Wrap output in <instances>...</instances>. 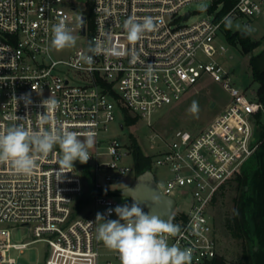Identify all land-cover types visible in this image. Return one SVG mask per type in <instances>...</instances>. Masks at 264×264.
<instances>
[{
	"label": "built area",
	"instance_id": "2783aa9c",
	"mask_svg": "<svg viewBox=\"0 0 264 264\" xmlns=\"http://www.w3.org/2000/svg\"><path fill=\"white\" fill-rule=\"evenodd\" d=\"M195 1L200 0H89L88 15L76 0H0V132L19 124L33 132L73 131L82 140L93 134L89 160H76L73 168L60 166L58 145L37 159L30 175L0 163V264H18L14 254L39 243L43 264H121L118 253L97 239L102 221L96 215L118 219L108 210L131 206L116 197L129 187L120 186L127 176L139 174L131 140L110 137L109 126L118 122L120 131L129 129L127 115L151 126L155 114L207 80L219 83L229 101L202 129H176L153 146L150 170L156 165L170 173L165 185L155 178L176 203L169 219L180 232L167 237L169 246L190 248L191 264H235L220 261L210 206L259 150L264 104L257 91L233 85L220 59L228 50L227 20L258 18L264 0H234L222 16L220 4L191 21L193 13L184 9ZM146 16L154 19L155 31L130 43L125 21ZM61 20L76 47L58 57L51 29ZM95 41L105 51L89 64L82 57L93 55L88 49ZM25 94L31 103L22 99ZM48 98L58 102L54 110L42 105ZM177 197L186 200L187 211L178 208ZM16 227H28L32 239L13 242Z\"/></svg>",
	"mask_w": 264,
	"mask_h": 264
},
{
	"label": "clouds",
	"instance_id": "9594fccd",
	"mask_svg": "<svg viewBox=\"0 0 264 264\" xmlns=\"http://www.w3.org/2000/svg\"><path fill=\"white\" fill-rule=\"evenodd\" d=\"M124 28L127 40L135 44L146 33L155 31L156 23L150 16L140 20L131 17L125 21ZM51 33V48L54 50L71 48L76 44V37L62 20L52 26ZM88 51L93 55H86L82 59L91 64L93 56L101 54L105 49L99 41H95L90 43ZM112 51L117 55L122 54L115 49ZM148 71L151 75V65ZM22 99H25L26 103H31L28 94ZM42 105L48 110H54L58 102L48 98L42 101ZM189 111L191 113L198 111L196 101L192 102ZM92 135L89 133L82 140L79 138L80 134L65 129L33 132L17 124L5 132H0V163H11L18 174L30 175L37 167V159L47 157L58 145L62 153L60 166L73 168L74 161L79 160L84 164L89 160L88 149L93 145ZM112 211L116 213L118 219L106 220L103 214L97 213L96 220L103 221L98 226L97 239L108 249L118 253L121 264H191L190 248L169 246L167 242L168 236H176L180 232V227L170 219L165 220L151 212H145L137 202L131 206L127 204L116 206L115 209H109L108 214L110 215Z\"/></svg>",
	"mask_w": 264,
	"mask_h": 264
},
{
	"label": "rangeland",
	"instance_id": "374dc122",
	"mask_svg": "<svg viewBox=\"0 0 264 264\" xmlns=\"http://www.w3.org/2000/svg\"><path fill=\"white\" fill-rule=\"evenodd\" d=\"M215 1L216 0L195 1L187 5L184 11L192 12L193 17L191 21H195L207 16L209 9ZM76 5L80 11L86 12L88 9L90 11L89 0H76ZM218 7H220V4L216 6V8ZM225 26L232 32H250L253 27H256L258 29L257 35L262 37L264 35V9L263 13L258 18H230L227 20ZM224 43L227 45L228 50L227 53L222 56L220 62L228 70L234 68V72L229 75L231 82L244 91L247 90L249 93L256 92L259 84L252 76L250 54H243L239 48L231 46L227 41H224ZM68 49L70 48H65L60 51L55 50V52L59 57L63 56L65 50ZM193 101H196L198 104V111L196 113H191L189 111ZM228 101V92H226L219 83L207 80L195 89L189 91L177 104L164 108L158 114H155L151 126H147L144 122H139L129 129L126 128L124 131H120L117 122L109 126L108 134L110 137L117 138L126 143L130 142L131 135H133L143 148L145 154L150 156L154 150L152 149L153 146L160 145V141L163 139H168L174 130L189 129L196 131L208 125L225 107ZM119 119L120 117H118V120ZM246 165L247 163H245L241 172ZM153 173L156 181L161 185H165L167 179L170 177V173L167 170L156 165L153 167ZM134 181L135 176L133 173H130L120 186H131ZM223 186H225V189L221 193L222 188H220L216 195V202L212 203L210 206V213L218 234V247L221 255H224L229 261H235L238 251L236 241L225 233L222 225L223 220L231 214L234 208L233 197L235 196V190L234 185H230L228 182L221 187ZM177 201L178 208L187 211L189 205L186 200L177 197ZM31 239V231L28 227H16L12 231V240L15 243H22ZM14 256L18 257V264H43V245L40 243L35 244L19 255L15 253Z\"/></svg>",
	"mask_w": 264,
	"mask_h": 264
},
{
	"label": "trees",
	"instance_id": "16d2710c",
	"mask_svg": "<svg viewBox=\"0 0 264 264\" xmlns=\"http://www.w3.org/2000/svg\"><path fill=\"white\" fill-rule=\"evenodd\" d=\"M222 4L220 16L234 5V0H216L212 8ZM89 15V9L86 11ZM227 42L239 48L243 54H250V67L253 79L259 84L258 100L264 104V35L254 32H232L224 26ZM128 126H134L138 118L127 115ZM261 146L252 156L243 171L228 183L234 185V208L223 220L225 233L236 241L238 249L235 264H264V128L259 130ZM131 143L136 159V171L142 174L152 168V157L145 154L137 139L131 135ZM221 193L225 186L221 187ZM216 197L213 203L216 202ZM222 255L220 261L224 263Z\"/></svg>",
	"mask_w": 264,
	"mask_h": 264
},
{
	"label": "water",
	"instance_id": "95a60500",
	"mask_svg": "<svg viewBox=\"0 0 264 264\" xmlns=\"http://www.w3.org/2000/svg\"><path fill=\"white\" fill-rule=\"evenodd\" d=\"M189 14H187V17ZM85 20V18H83ZM83 34L85 33V24H83ZM254 34H257L258 29L252 28ZM234 68L229 69L232 74ZM156 197V199H154ZM118 201L128 202L132 205L137 202L146 212L168 220L175 208V200L164 195L159 186L156 184L154 174L151 170H147L142 174L137 175L133 184L122 191L121 196L116 197ZM135 199V200H134Z\"/></svg>",
	"mask_w": 264,
	"mask_h": 264
}]
</instances>
